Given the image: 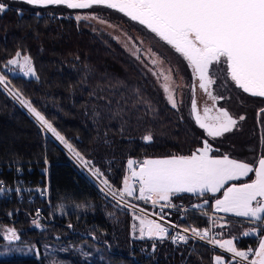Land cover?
Masks as SVG:
<instances>
[{
    "label": "trees",
    "instance_id": "1",
    "mask_svg": "<svg viewBox=\"0 0 264 264\" xmlns=\"http://www.w3.org/2000/svg\"><path fill=\"white\" fill-rule=\"evenodd\" d=\"M0 2L7 6L0 13V71L17 51L31 56L39 79L5 73L9 84L112 186L122 187L128 159L139 163L190 155L203 147L204 140L213 147L211 155H228L253 166L264 154V113L260 112L264 97L244 92L226 75L220 73L214 86L217 95L225 97L217 106L245 119L213 139L194 120L193 77L176 54L165 47L166 53H159L177 61L176 69L187 86L173 108L158 83L112 38L73 18L78 9ZM86 10L138 29L124 14L105 6ZM149 134L150 142L143 139ZM252 179L253 175L248 178ZM45 186L47 191L37 195L35 189ZM0 189V226L15 229L36 249L27 255L0 257V264H214L215 257L224 258L199 242L174 244L171 229L163 239L139 238L131 232L129 212L97 189L52 140H44L35 122L1 87ZM201 199L209 201L210 212L215 197L208 194L177 195L171 202ZM180 224L201 229L208 220L188 214ZM257 224L228 219L212 223L216 239L227 233L238 250L253 252L263 235ZM243 227L256 228L257 236L243 235ZM1 242L0 235V246Z\"/></svg>",
    "mask_w": 264,
    "mask_h": 264
},
{
    "label": "snow or ice",
    "instance_id": "2",
    "mask_svg": "<svg viewBox=\"0 0 264 264\" xmlns=\"http://www.w3.org/2000/svg\"><path fill=\"white\" fill-rule=\"evenodd\" d=\"M26 2L36 6L64 5L69 9L106 6L145 25L151 32L167 41L191 63L198 73L200 88L207 92L214 102L212 107L206 105L201 115L196 100L191 101L196 123L213 139L231 132L239 121L245 119L243 115L234 117L225 107L215 106V102L225 97L213 95L210 88L216 83L214 73L210 74L213 64H219L223 58L236 85L253 96L264 97V0H26ZM6 7L5 3L0 2V13H3ZM75 19L80 21L97 17L77 15ZM100 22L107 23L104 20ZM132 55L139 59L140 49L136 48ZM151 63L157 65L158 60L152 59ZM4 67L10 71H16L18 68L25 76H35L39 79L31 56L22 54L21 51H17ZM155 74L159 79L163 75V69ZM164 80L163 88L168 93L167 99L172 107L176 108L177 100L169 83L171 75H164ZM0 86H4L10 95L27 107L44 128L53 132L82 167L87 168L98 179L103 176L100 169L89 167L91 162L57 132L53 124L32 105L30 100L19 90L13 91L8 88L7 77L2 74ZM260 112L264 113V109H260ZM143 139L150 142L153 137L149 134ZM261 143L264 144V134L261 136ZM212 152V145L208 140H204L203 147L190 155L148 158L139 163L128 159L130 176L123 178L122 189H115L106 178L100 179V183L108 195L130 208L134 206L127 202L126 197L135 195L134 183L139 185V195L136 199L151 201L154 206L160 201H166L167 204L162 207H174L171 202L174 195L182 192L200 195L205 192H218L229 180L239 179L255 171L254 180L240 185L233 184L223 193V199L215 201V206L218 210L234 212L237 216L248 217L252 222H260L264 226V154L259 157L258 167L254 169L250 163L231 159L228 155L214 156L211 155ZM137 163L138 171L133 167ZM195 207L199 208L200 205ZM134 219L139 221L141 237L147 235L163 239L168 234V227L154 219L142 216H135ZM7 232L10 240L18 239L15 229H7ZM187 232L189 229H183V233ZM208 232V229H204L203 232L196 228L191 229L193 237L209 239L210 243L226 248L235 257L247 260L249 253L253 251L252 249L239 251L232 239L221 242L209 237ZM255 232L256 228H250L243 235ZM172 239L174 242L186 243L189 237L178 234ZM254 255L257 259L251 261V264H264V239L260 240ZM215 261L216 264H223L220 256L215 257Z\"/></svg>",
    "mask_w": 264,
    "mask_h": 264
},
{
    "label": "rangeland",
    "instance_id": "3",
    "mask_svg": "<svg viewBox=\"0 0 264 264\" xmlns=\"http://www.w3.org/2000/svg\"><path fill=\"white\" fill-rule=\"evenodd\" d=\"M16 1H22V2H24L26 4H28L26 2V0H16ZM31 6H34V5H31ZM113 10L118 11L116 9H113ZM77 11H78V13H75L73 15L74 19H75V17L77 15H89V16L95 15L97 17V19H90V20H80V21H77L76 19L75 20L77 22H83V23H86V24H90L96 30H98L100 32H103V33L107 34L110 38H112L125 51V53H127L131 58H133L158 83V85L160 86V88H161V90H162V92L164 94V97H165L166 101L168 102V104L171 107H172V105L169 102V100L167 99L168 93L163 88V84L165 83L164 75H169V74L171 75V81H169V83H170V85H171V87L173 89V95L175 96V98L177 100V105H179V103L181 102L183 91H184V89L187 88V86H186L183 78L178 73V70L176 69L178 67L177 61L174 60L171 57V55H167L166 58H163V56H161L159 54L160 52L166 53L164 51V49H163L164 47L166 48V51L168 49L170 52H172V53L176 54L177 56H179L181 61H182V63H184L188 67V69L190 70L191 76L193 77L192 78L193 80H192V83H191V86H190V88H191L190 89L191 101L193 99L196 100L197 108L200 111L201 115H203V108L206 105L209 106V107L213 106L214 102L211 100V98L209 97L208 93L205 92L202 88H200V86H199L200 85V81L198 79V73L195 72V70L193 69L191 63L181 53L177 52L176 49L172 45L168 44L167 41L163 40L162 38L157 36L155 33L151 32V30L148 29L145 25L140 24L138 21H134V23H136L138 25L137 26L138 29H133V28H129L122 21H118V20L112 19L109 16H103L101 14H96V13H93L92 11H87L86 9H78ZM122 14H124V13H122ZM125 16L127 18L131 19L127 15H125ZM101 20L107 21V23H101L100 22ZM131 21H133V20H131ZM116 37H118L119 39H116ZM129 37L131 39H129ZM136 48H139L140 52H141V55H140L139 59H137L136 56L132 55V52L135 51ZM152 59H157L158 60V64L157 65H153L151 63ZM11 67H15V66H11ZM160 69H163V75H161L160 78L158 79L157 75L155 73L159 72ZM5 73H8L9 75H20V76H22V77H24L26 79H33L35 77V76H25L23 74V72H21L18 68L16 69V71H10L8 68H3V71H0V74L5 76ZM213 73H214V77L213 78L216 80V83H217V78L221 74L226 75V77H228V79L232 80L231 76H230V74L228 72V65H227L226 62H224L223 58L221 59V62L219 64H213V66L210 69V74H213ZM7 83H8V88H11L13 91H16L9 84L8 80H7ZM215 84L210 86L213 95H217V92H215V89H214L215 88L214 87ZM0 87L9 96V98L16 105H18L22 109V111H24L35 122V124L39 127L40 132H41L42 137L44 138V140H46V139L52 140L62 150L64 155L95 185V187L97 189H99L108 198H110L113 201H115L116 204L119 207H121L123 210L125 209V210H127L129 212L130 217H131L130 218L131 219L130 220L131 232L135 233L139 238H152V239L157 238V237H149L147 235H145L144 237H141L140 236V232H139V227H140L139 221L135 220L134 217L135 216H142V217H144L146 219H150L151 216H154V215L157 214L158 209H165L166 208V207L165 208L162 207V205L167 204L166 201H160L159 203H157L154 206L151 203V201L136 199V196L139 195V192H138L139 185L134 183L133 186L136 189L135 195L133 197H126L127 202L130 203L131 205H133L134 207L130 208V207H127L124 204H120L116 199H114L112 196L107 194L104 186L100 183V179L106 178L104 175L98 179L97 177L93 176L91 174V172L88 171L87 168L82 167L81 164L75 159L73 154L66 147V145L62 141H60L59 138L53 132H51L50 130L44 128L39 123V121L35 118V116L27 109V107L21 105L18 102L17 99H15L12 95H10L9 91L4 86H0ZM217 102H215V106L217 108H219L217 106ZM192 115H193L194 120H195V116H194L193 113H192ZM204 132L207 135L206 130H204ZM44 164H45V162H44ZM89 167H93L95 169V167L91 163H90ZM133 167L136 168L137 171L139 170L138 169V165H133ZM256 167H258V164L256 165ZM248 175L240 177L239 179L229 180L227 183L224 184V186L218 192H214V193L212 192V193H209V195L214 196V197H219L218 199H223V193L229 187H231L233 184L240 185V184H243L245 182L246 183H250V180H248V178H249ZM126 176H130V171L128 169V165H127V174H126ZM246 178H247L248 181H245L243 183H239L240 180L244 181ZM122 187H123V184H122ZM122 187L120 189H122ZM114 188L117 189V190H120V189H118L116 187H114ZM35 190H36L37 195H41L44 191L45 192L47 191V186H45L44 189H35ZM1 192H3V191H1ZM183 194L191 195V196H198V195L200 196V194H197V193H187V192H182V193H179L177 195H183ZM177 195H174V196H177ZM177 202H179V201H175L172 204L175 205ZM141 210H143V211H141ZM212 210L214 212H216V213L224 214L225 216H235V217H239V218L242 217V216H237L234 212H227L226 213V212H224L222 210H218L216 208V206H215V202L212 205ZM212 210H210V212L214 216H216L215 218H217V219H220V220H227V219L228 220H236L235 218L224 217V216L215 214ZM188 214H193V213L192 212L185 213L184 217H182V218L180 217L179 218L178 217L179 216L178 212L170 211V213H169L170 221L171 222L175 221L174 223H176L179 226H182L181 225L182 223L180 224V222L184 221L185 220V216L188 215ZM199 217L203 218L204 216H199ZM243 218H246L247 220H244V219L240 220L239 219L238 221H241V222H246L247 221L249 224H255V223L257 224V222H252V220L250 218H248V217H243ZM207 220H208V218H207ZM208 222H209V220H208ZM218 222H219V220L215 221V223L217 225H218ZM185 226H187V225H185ZM10 228L11 227H9V226H0V235H1V239H2L1 246H0V257L10 256V255H19V254L27 255V254H30V253L36 251L35 248L30 246L26 241L22 240L17 235V233H16V235H17L18 239L10 240L8 238L9 233L7 232V229H10ZM249 229L250 228H247V227L244 228L243 227L242 232H245V231H247ZM257 232H258V230H257ZM257 232L252 233L250 235L251 236H257L256 235ZM259 232H263V235H262L261 239H264V227H263L262 231H259ZM250 235H246V236H250ZM217 240H220L221 242L229 240V238H227V233H226V237H221V238H218ZM201 244H203V243H201ZM233 244L235 246L234 240H233ZM212 245L214 246V249H216L218 251V253L220 252L222 254L221 256L224 255V258L227 256L228 259L231 260V263L239 262V264H251V261L257 259V257L254 255V253H255V251L258 250V247L256 248V250L253 253H249L247 260H245V259H243L241 257H235L234 254L231 253V252H228L226 250V248H221L217 244H212ZM239 251H243V250H239ZM246 251H248V250H246ZM224 258H222L223 264H231L228 259H227L228 262H226L227 260H225ZM213 263L216 264L215 258H214Z\"/></svg>",
    "mask_w": 264,
    "mask_h": 264
},
{
    "label": "built area",
    "instance_id": "4",
    "mask_svg": "<svg viewBox=\"0 0 264 264\" xmlns=\"http://www.w3.org/2000/svg\"><path fill=\"white\" fill-rule=\"evenodd\" d=\"M205 201H207V203H205ZM195 205H200V207L196 208ZM165 207L166 206H164L163 208H165ZM208 207H209V201L206 199H201L199 201L190 202L187 204L182 202V201H179L175 204L174 207H166L165 209H158L157 214L154 216H151L150 219H154L157 222L162 223L165 227H168L169 229H171L173 232L172 237L177 236L178 234H184V235H187L189 237L187 242H190V243L199 242V243H203L206 246L214 248V246L209 242V239H200V238L192 236L191 229L196 228V227H194L193 225H190V224H188L187 226H179L176 223L171 222L170 216H169L170 211L178 212L179 218L184 217V214L189 213V212H192L194 215H197V216H204V218H208V220H209L208 225L206 227L201 228V229H198V228H196V229L200 230L201 232H203L204 229H208L209 230V232H208L209 237H214L216 239L218 237V234L213 229L212 223L217 218H215L216 216H214L211 212H209L207 210ZM161 217H163V219H161ZM183 229H189V232L183 233ZM172 241H173V239H172ZM173 243L174 244H181V243H185V242H183V241L174 242L173 241ZM251 253H253V251Z\"/></svg>",
    "mask_w": 264,
    "mask_h": 264
},
{
    "label": "crops",
    "instance_id": "5",
    "mask_svg": "<svg viewBox=\"0 0 264 264\" xmlns=\"http://www.w3.org/2000/svg\"><path fill=\"white\" fill-rule=\"evenodd\" d=\"M243 162V161H242ZM258 164V162L255 164V166H254V169H255V167H256V165ZM251 175H253V179L252 180H254L256 177H255V171H253V172H251L249 175H248V177H250ZM247 177V178H248ZM246 178V179H247ZM246 179L244 180V181H242V180H240L239 181V183H243V182H245L246 181ZM251 180V181H252ZM250 181V182H251ZM246 183V182H245ZM209 193H212V192H205L204 194H208L209 195ZM209 196H211V195H209ZM211 197H214V196H211ZM219 197H215V199L213 200V203H212V205L214 204V202H215V200H217ZM212 205H211V210H212ZM213 211V210H212ZM214 212V211H213ZM215 214H218V215H221V216H224V217H231V218H235L236 220H242V219H244V220H247L246 218H243V217H235V216H225L224 214H220V213H216V212H214ZM247 222V221H246ZM248 223V222H247Z\"/></svg>",
    "mask_w": 264,
    "mask_h": 264
}]
</instances>
